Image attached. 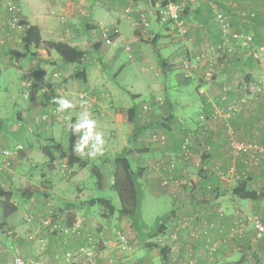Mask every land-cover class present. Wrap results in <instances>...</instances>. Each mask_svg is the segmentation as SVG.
Here are the masks:
<instances>
[{"label":"crops","instance_id":"1","mask_svg":"<svg viewBox=\"0 0 264 264\" xmlns=\"http://www.w3.org/2000/svg\"><path fill=\"white\" fill-rule=\"evenodd\" d=\"M6 1L18 2L20 5L19 16L31 25H37L43 39L41 45L34 47L27 55L24 54L25 48L21 40L24 29L11 31L9 33L10 38L7 39L6 43L0 44V72L5 68L16 65L22 75L19 78L24 89L22 92L27 100L22 101L16 96L18 99L16 103L18 117H29L35 110L40 111L46 107V101L39 93L37 85L40 84L38 81L43 79L48 71L52 69L51 66L55 61L60 59L55 49L48 46V41H65L85 50L84 47L88 44L91 45L92 38L98 36L100 30L107 28L110 32L115 33L113 37L115 45H120L118 48L123 47L125 49V46L129 43L132 44L140 39L145 31V28H142L135 19L127 25L128 29L135 26V29H132L133 34L128 36L121 30L124 19L121 17V13L118 15V11L122 3H129L131 0H5V3L0 5V26H2L5 19L14 13ZM162 1L164 0H136L135 9L147 8L149 11H153ZM169 1L185 4L183 18L188 31L186 35H178L182 37L181 39L176 36L177 34L172 35L173 31L169 29L171 27L165 30V25V28L161 26L166 23L156 22L154 27L149 28V31L152 30L150 37H152V41H155L153 43L154 49L160 51L163 48L165 53H171L172 49H167L172 48L181 40V42H185L188 58L195 60L201 56V59L204 58L205 62L201 63L202 65L193 72L192 78L188 80L182 77L181 60H179L178 65L181 69V75H178L177 72L172 73L177 67L174 65L177 58L175 56L166 58L162 55L163 57L160 56L156 60L149 57V64L155 70L157 76H168L171 73L170 77L173 78L176 75L178 83L184 84L195 81L197 89L204 87L206 91L204 94H199L196 89L195 94L190 96L189 92L188 97L185 96L184 99L179 101L174 94L166 95L167 85L165 82L160 81L159 85V81H157L158 83L155 86L154 81L149 78V117L147 119L146 116L142 117L144 113L142 108L147 101L141 104L137 101L130 103L127 100L128 98L125 97L124 103H122L118 101L117 94L112 120L115 127H117L116 132L118 134L123 133L129 127V135L121 139L122 134H120V139L115 142L116 145L121 142L126 150L127 148H136V145H138V148L143 151V154L137 155L136 153L130 156L131 161L135 162V164L133 163L135 169L138 166L144 168L140 177L142 196L144 188H148L149 192L157 198L166 195L170 200V210L166 211L163 216L157 217L156 224H150L151 226H149V222L143 218L141 203L139 225L137 227L128 216L120 214L117 217H115V214L105 216L100 206L97 204L91 205L88 203L90 199L81 197L82 192L79 194L72 193L69 196V208L72 207L75 221L84 219V225L88 231H91L100 239L101 257L97 264H119L124 260L136 261L139 264H187L186 254L192 249L198 264H209L211 262L215 264H251L252 254L260 257L258 264H264V243L261 249L249 248V240L254 237V233L250 232V228L254 224H251L248 220L251 215L257 213L264 222V197L253 201L239 198L233 194V189L239 183L238 178L240 180L247 179L248 189L257 190L258 192L263 190L264 176L259 164L264 163V155L260 156L257 164L248 167L245 163L246 154L236 157L231 153L228 145L229 127L234 128L238 139L264 144V93L250 95L249 92L250 84L258 76H263L264 70L259 66L261 65L259 60L247 52L248 54L242 53L235 58L231 56L225 59L221 69L216 70V73L210 79L208 77L210 72L207 71L208 65L210 66L215 62L213 57L216 56L213 51H211L213 54H210L209 49L213 48L212 43L216 38L219 41L221 39L220 30L215 24L213 15L215 14V7L230 15L234 32L238 34H258L256 39L261 43L264 42V27L261 24L262 19H264L261 4L264 5V0H214L215 4L211 0L199 1L195 4L190 3L189 0ZM147 3H149V6ZM251 12L255 14H251ZM252 15L255 16L252 17ZM257 15H259L258 19ZM209 18L211 20L207 23ZM56 19H60V24L56 22ZM2 34L6 36L7 31L1 29L0 36ZM233 43H235L237 49H240L239 42L234 41ZM257 46L264 48L262 43H257ZM31 53H34V55H31ZM139 56L143 59L146 58V55L141 51ZM74 65L76 64L65 67V74L72 72ZM86 70L87 82L85 83L87 84L90 81L91 71L88 70V67ZM232 84L234 85L232 86ZM226 85H230L232 88L227 89L225 88ZM180 87L186 88V86ZM232 89L233 91H231ZM133 96L136 97L137 94L133 93ZM238 96L241 98L247 96L243 103L242 113L230 118L220 117L202 123L200 116L204 112L212 111L217 105V100L221 101L220 104H224L223 106L226 107L227 104L232 103V99L239 100ZM23 102L25 103L23 104ZM130 109H132V121L130 120ZM123 111H125V114H122ZM136 128H139L140 134H137ZM148 130L151 133L157 132L159 136L153 138L149 135V140H146V131ZM10 131L17 138L21 139L25 136L21 134L22 132L20 133V129ZM77 134L78 143L81 141L83 133L77 131ZM0 135L1 147H8L21 142L16 141L14 143L13 137H10L11 135L8 133ZM186 139L189 141V154L187 155L184 154L183 148ZM91 142L92 139L84 146L83 151H76L78 155L84 157L87 161L92 158L90 155ZM133 145L136 147H133ZM38 147L39 141L29 138L26 139L22 152L29 158V156L31 157L37 153ZM103 147L106 149L103 150L107 151V145L105 144ZM239 157L243 161L239 160L237 164L239 169H242L240 172L236 167V159ZM188 158H190L189 161L186 160ZM13 172L9 173L12 180H14L15 175V172ZM235 176L236 178H234ZM179 178L188 181L186 184H180ZM236 179L238 181H235ZM47 180L52 182L47 190L40 192V190L32 189L31 195L25 199L26 208L30 207L32 210L39 211L38 215L50 210L52 207L50 206L52 204L51 198H53V193L58 188L51 178ZM165 180H168V182L165 183ZM142 181L145 182V185H142ZM23 183H26L25 177ZM66 202L65 200L61 201V206L66 205ZM220 210L225 213L222 220L225 224L227 223L225 225L226 231L232 224L241 222L239 220L246 223V229L241 235V241L236 240L238 237H234L233 240L221 243V248L215 259L211 260L208 256H205V247L202 242L194 239L191 235L192 232L202 227L203 219L217 221ZM12 215L6 219V224H0V242L10 243L16 234H21L23 237L19 241L23 255L43 258L49 264H52L55 251L67 248L62 244L61 237H56L52 233H49L48 237L45 235L48 233V228L44 230L43 234L48 239L47 249H43L37 241L27 240L26 235L29 232L34 230L42 232L39 229L42 227H40V221H37L35 225H24L17 220L11 221L10 217ZM182 217L191 219L189 228L180 240L182 257L176 258L175 255H172L173 257L170 256L164 260L160 249L157 246L152 249L149 242L153 241L165 246V241H167L164 236L165 233L171 231L174 221ZM128 218L130 219L128 220ZM160 222L164 225V232H159L155 236L151 235L157 230ZM123 230L127 232L130 239L128 244L120 242L118 239V233ZM215 234L219 236L216 231ZM6 235L8 240L4 238ZM79 241L80 238L78 237L70 238V246L78 244ZM242 242L244 246L239 245ZM8 254L11 253L6 250L0 252V264L10 263Z\"/></svg>","mask_w":264,"mask_h":264},{"label":"rangeland","instance_id":"2","mask_svg":"<svg viewBox=\"0 0 264 264\" xmlns=\"http://www.w3.org/2000/svg\"><path fill=\"white\" fill-rule=\"evenodd\" d=\"M211 1L215 4L214 0ZM135 3L136 0H131V2L129 3L125 2L120 5V10L118 11V15L121 13V17L124 19L122 21L123 25H121V30L128 36L129 34L130 35L133 34L132 29L135 26H132V28L129 27L130 29L129 30L127 25L129 22H131V20L135 19V21H138V24L142 28L143 27L145 28L144 34H142L141 38L136 40V42H133L132 44L129 43L128 45H126L125 49L123 47L118 48V46L120 45H115L114 41L112 44H107L102 37L101 34L102 30H100L98 36L92 38V41H90L91 45L88 44L86 47H84L85 51L89 56V61L87 63L88 70L91 71L89 83L86 84L85 82L82 81V79L74 78V74L76 73L75 70L77 68L74 70V72H68L67 74H65V76L63 75L64 76L63 80L60 81L61 82L59 84L61 88L60 91H62V93L65 95L67 94L66 95L67 97L73 98L75 101L73 105L74 107L67 110V113L64 117L59 116L57 118L58 120H55L50 123L49 122L43 123L41 121H37V118L40 116L41 110L40 111L35 110L31 116L26 118L21 117L22 118L21 119L20 117H18L16 115V110L18 108L16 104L18 102L17 101L18 99L16 98V96H18L19 99H21L22 101L27 100L24 93L22 92L24 89L21 84L22 82H20V78H19V76H22L21 72L16 68V65H12L8 68H5L3 69L2 72H0V126L2 123L6 126L5 127V129L7 130L6 134L8 133L9 135H11L10 137H13L14 143L16 141H21L19 143H21L24 147L26 144V139L32 138L36 141H39L38 148L40 149L36 151L37 153L35 155L31 157L29 156V158H27L24 152H21L22 154L20 153V155L13 157L11 166H12V171L15 172V173L13 172L15 174L14 180L11 179L10 177L11 175L7 170L0 173V180L1 182L4 183V185L7 188H10L14 191V201L19 205V209L15 213H13V215L10 217V220L11 221L17 220L21 224L26 225L27 223L24 219L25 213L34 212L35 222L32 225H35L37 221H40L41 224L40 227L41 226L42 227L39 229H41L42 232H40V230L39 232H36L34 230L29 232L26 236H28L31 233L37 235L35 241L40 243L43 249H47L46 248L48 245L47 237L48 234L51 233L46 223L47 222L46 220L48 219L51 210L44 211L42 215H38L39 211L37 212V210L34 209L32 210L30 207L26 208L25 199L28 197L29 193L33 191L32 189L36 191L40 190V192L47 190L50 183H52L47 179L51 178L52 181H54L58 186L57 191L53 193V198H51L52 204H50V206H52L51 207L52 211L57 210V212H61L62 210L63 212L67 213L68 216L71 215L73 211H72V207L69 208L70 207L69 196L72 193L79 194L80 192H82L81 193L82 198L92 199L94 197H107L110 198L113 201V203L117 205V207L120 206V199L114 187V174H115L114 159L116 155L121 153L125 148H123L124 144H122L121 142H119L118 145H116L115 142L118 141V139H120V134H122L121 139L129 135V130H128L129 127L126 130H124L123 133L118 134L116 132L117 127H115V124L112 120L114 115L113 109L114 107H116L115 106V101H116L115 99L117 97L116 95L118 94L119 98L117 99L122 103H124V99L125 97H127L128 98L127 100L130 103L137 101L139 104H141L142 102L147 101L145 104L149 106L150 103L149 78L150 80L154 81L155 86L158 83L157 81H159V85H160V81L165 82V84L167 85V89L165 91L166 95L174 94L179 99V101L180 99L181 100L184 99V97L187 96L189 92H190L189 94L190 96L196 93L197 83L195 81L187 82L184 84L178 83L176 75H174L173 78L170 77L171 73H169L168 76L166 75L157 76L155 70L149 64V57H152L153 59L156 60L158 57L162 55L166 58H170V57L172 58L175 56L177 58L175 60L174 65L177 67L172 71V73L175 74L177 72L178 75H181L180 74L181 69L178 66L179 60H181V68H182L181 73H183L182 63H183V59L187 57L186 46L184 44L185 42H181L180 40V42L172 46V48L167 49V50L172 49L171 53H165L163 48H161L160 51L156 50L154 49L153 46V43H155V41H152V37H150L152 30L149 31V28L151 26L154 27L156 22H161V23H166L161 25L162 27H164L165 25L166 27V28L164 27L165 30L171 27L169 29L173 31L172 34L173 36H175L176 34H177L176 36H178L179 34L186 35L188 31V27L186 25V22L184 21L183 18L184 15L182 16V20L184 22V29H186V31H183L182 28L177 26L174 22H163L161 19H157L158 17L155 14H153L150 17L149 26H145L143 24V17L141 14L142 13L149 14V9L142 8L141 10H136ZM147 4L149 6V3ZM261 7H262L261 11L264 12V5L261 4ZM101 9L103 8L101 7ZM251 11L253 12L254 10ZM252 12L251 14H255ZM210 20L211 18L208 19L207 23H209ZM56 22L60 24V19L59 20L56 19ZM241 34H245V33H241ZM248 34L252 36V33H248ZM178 37L182 39V37L180 36ZM236 41L240 43L239 44L240 49H237L236 48L237 46L233 45L236 48L235 53L226 52V54H224L221 51V49H218V44H219L218 42H220L218 38L214 40V42L212 43V46L213 45L214 46L212 49H209V52L210 54L214 53L216 56L213 57L215 62L210 64V66L208 65L207 71L210 72V74L208 75L209 79L210 77L211 78L213 77L214 73H216V70L218 71L221 69V67L225 63V59L231 56L235 58L238 55H241L242 53L243 54L251 53L252 55H254V57H256L255 56L256 54L258 56L256 58L259 59V63L261 64L259 66L261 67L262 70H264V48H260L257 45L252 46V44L250 43L246 45L243 43L242 39H236ZM140 51L146 55V58L144 59L140 58L141 57L139 56ZM211 51H213V53ZM141 60H143L144 62H142ZM203 62H204V58L200 62L198 67H200L202 65L201 63ZM55 67L56 65H52L51 70H54ZM198 67L196 69H198ZM182 77L185 78L183 74ZM185 79L188 80L190 78H185ZM233 85L234 84H232V86ZM180 86H186V88H182ZM229 87L231 86L226 85L225 88L230 89ZM86 91L88 92L87 96L85 98H80L79 93ZM231 91H233V89ZM249 92L250 95H258L260 93L262 94L264 93V75L258 76V78L250 84ZM133 93H136L137 96L136 97L133 96ZM238 98L240 99L239 100L232 99L233 101L231 103L232 105L237 106L238 110H234L232 115H230L227 118L242 113L243 103L245 102L247 96L245 98L244 97L241 98L240 96H238ZM24 103L25 102H23V104ZM220 103L222 102L221 101L219 102V100H217V105L215 107L227 108L229 105H231V104H227V106L225 107L223 106L224 104H220ZM142 110L144 111L142 117L146 116L147 119L149 117L150 109L147 110L145 107H143ZM84 112L91 113V118L96 121L95 131L100 132L102 134V137L104 139L103 146L105 144L107 145V151H104L106 149H104V147L102 146L99 152H97L94 156L91 155L92 158H89L88 165L85 168L80 167L78 165L71 167L68 164L67 159L63 158L61 153L62 151H65L68 147L69 129L71 128L72 121L74 120V124H75L78 118L83 116ZM210 112L208 113L204 112V114L207 115ZM122 114H125V111H123ZM200 120H201V116H200ZM213 120L216 119H210V121ZM19 129L21 130L20 133L22 132L21 134L25 135L23 138L21 137V139L17 138L13 134V132L10 131V130L17 131ZM136 129H137V134H140L139 133L140 131H138L139 128ZM79 132L82 134L83 130ZM1 133H3V130L0 129V134ZM153 133H156L158 135L157 132L151 133L149 132V130L146 131V140H149V135L152 137ZM93 144H94V140L92 139V142L90 144L91 148L89 146V148L91 149V153H94L96 151L95 148L93 147ZM16 145H9L8 147H1V148L13 149L15 148ZM136 146L133 145V147L136 148H131V149L127 148V152L130 154V156L136 153L137 155L143 154L142 149H139L138 145ZM46 149H48L52 153V159H49V157L44 153ZM137 160L140 162L139 159ZM186 160L189 161L190 158ZM236 160H237L236 167L240 172L242 169H239L237 164L239 163L238 162L239 160L242 161L241 157L237 158ZM133 163L135 164V162ZM94 164L98 165V167L101 169L102 173L104 174V181H103L104 185L102 188L98 187L97 178L92 173V167ZM259 167L262 168L263 176H264V163L259 164ZM74 168L75 170H73ZM138 168L140 167L138 166L137 169ZM51 172H52L51 174L52 176L50 175ZM237 176L241 177L240 175ZM24 177L26 180L25 184L23 183ZM234 178H236V176ZM182 179L183 178H179L180 184H186L188 180L187 179L182 180ZM238 180L240 179L238 178ZM238 180L236 179L235 181ZM139 182H140V178H139ZM141 183L142 185H145L144 181H142ZM262 185H263L262 189H264V181ZM143 193H144L143 194L144 197L142 201L143 218L147 220L149 222L148 223L149 226H151L150 224H154L155 222L157 223L156 221L157 217L163 216V214L166 211L170 210L171 204L169 198L166 195L157 198L151 192H149L148 188L147 189L144 188ZM64 200L67 201L66 205L61 206L60 202ZM118 214L119 213L116 212L115 217H117ZM255 215H257V213H255ZM255 215H251L248 218L251 224L252 223L254 224L253 217ZM139 218L140 216H138V219ZM129 219L130 218H128V220ZM3 220L4 219L2 217V209L0 208V222ZM239 221L242 222L243 220H239ZM84 222L85 220H83V224ZM240 224H243L245 230L246 223L243 221V223ZM225 225H227V223ZM47 228H48V233L45 234L47 236L45 237L43 234H44V230H47ZM120 232L126 233L127 235V232H124V230ZM250 232L252 234L254 233L255 235V226H251ZM19 235L23 237L21 234ZM55 236L61 237L60 239L63 240L62 244L64 246L68 247L70 245V238H72V236H69L67 238L64 237L63 235H55ZM117 236L119 239V234ZM236 237H238L236 240L241 241V236L236 235ZM4 238L8 240L7 235ZM231 239L233 240L234 238ZM129 240L130 239L128 235L125 242L119 239L120 242L126 244H128ZM152 242H149L150 243L149 245H151ZM249 242H250L249 245L250 249L252 247L256 249H261L264 243V239L257 240L254 237H252V239H250ZM2 244L4 245L5 248L14 247L16 244L19 245V247H21L20 241L16 238V236L12 238V242L10 243L5 242V244L4 243ZM239 245L244 246V243L242 242ZM151 248L154 249L155 246H151ZM57 251H63V250H57ZM11 254H8L9 261H11V257H13L11 256ZM33 257L37 258L36 256ZM37 259H39L40 263L49 264L43 258H37ZM124 261L133 262L136 264L138 263L136 261H129V260H124ZM259 261H260V257L253 256L252 254L251 264H255V263L258 264ZM209 264H215V263L211 262Z\"/></svg>","mask_w":264,"mask_h":264},{"label":"built area","instance_id":"3","mask_svg":"<svg viewBox=\"0 0 264 264\" xmlns=\"http://www.w3.org/2000/svg\"><path fill=\"white\" fill-rule=\"evenodd\" d=\"M199 1L205 2L210 0H189L190 3L195 4ZM5 3V0H0V5ZM6 3L13 9L14 13L3 21L1 29H5L7 31V35L3 34L0 36V44H5L7 39L10 38L9 33L13 30H21L25 28L23 24V20L19 16L20 5L18 2L9 1ZM185 10V4L176 1H168L167 3H159L157 8L153 11H149V14L142 13L143 24L145 26H149L150 17L155 14L159 19L163 22H174L177 26L184 29V22L182 20V14ZM147 17V19H146ZM148 20V21H147ZM215 21L222 31V40L218 44V49L227 50V52L235 53L236 48L233 46V39H242L244 44H251L252 36L249 34H238L233 31L230 17L219 8L215 7ZM102 37L107 44L113 43V38L111 37V32L107 28H103L101 31ZM256 57H258L255 54ZM203 59L198 57L196 60H192L191 58L186 57L183 59V75L185 78H191L193 76V71L198 67L200 62ZM205 62V60H204ZM60 72L55 71L52 76L58 77ZM48 81V83H47ZM39 84L42 85L41 91L46 92L47 90L54 89L55 86L52 82H49L47 75L43 77ZM199 93L204 94L205 89L203 87L199 88ZM86 92H80L79 97L85 98L87 96ZM67 95V94H66ZM65 94L60 91V88L54 89L51 95V104L52 107L43 111L40 116L37 118V121L45 122H53L58 120L59 116H65L67 110L58 111V104L54 102L55 98H63L67 99L74 105V99L67 97ZM144 107L148 110L149 106L144 105ZM234 110H238V107L235 105H229L227 108H214L212 112L209 114H202L201 121L202 123H206L210 121V119H218L220 117H229L232 115ZM153 138H157V134L153 133ZM186 143L184 144V154H189V141L186 139ZM228 145L231 153L238 157L241 155L247 156L245 161L248 167L257 164L260 156L264 155V144H260L257 142H250L238 139L236 136V131L234 128H228ZM23 150V145L18 144L15 148H0V173L7 170L12 172V158L17 156L20 151ZM186 150V151H185ZM168 180L165 181L167 183ZM50 214L48 219L46 220L47 226L49 227V231L56 235H63L64 237H78L80 241L76 245H72L64 249L63 251H57L53 255L52 264H97L101 257V248H100V239L96 237L94 233L88 231L83 224V220L71 222L70 218L65 212H57L52 211L50 208ZM225 216L224 211L220 210L219 218L217 221L212 220H202V227L192 232V237L196 240H200L202 245L205 247L204 253L205 256H208L209 259L213 260L216 257L217 252L219 251L221 243H226L231 238L236 237V235L241 236L244 230L243 223L238 222L232 224L228 230H225V222L222 220ZM24 219L28 225H32L35 222V214L34 212L25 213ZM254 226H255V235L254 238L257 240L264 239V222L262 221L259 215H255L253 217ZM191 219L187 217L178 218L173 223V228L171 231L165 233V245L170 247V254L175 255L176 258L182 257L181 244L180 240H182L183 234L187 231L190 226ZM215 231L219 233V236L215 234ZM119 239L123 242L126 241L127 235L126 233L119 232ZM16 238L20 240L21 236L16 234ZM37 235L29 234L26 236V239L29 241H35ZM169 240V241H168ZM6 250L12 253V258L9 264H45L40 263L39 259L33 256H24L19 245H15L11 248H5L4 245L0 242V251ZM187 263L188 264H198L197 259L194 257L193 249L190 250L188 254H186ZM111 262H113L111 260ZM119 264H136L128 261H121ZM138 264V263H137Z\"/></svg>","mask_w":264,"mask_h":264},{"label":"trees","instance_id":"4","mask_svg":"<svg viewBox=\"0 0 264 264\" xmlns=\"http://www.w3.org/2000/svg\"><path fill=\"white\" fill-rule=\"evenodd\" d=\"M168 1L169 0H164L162 1V3H167ZM183 14H185V12H183ZM213 15L215 19V14ZM259 15H257V19L259 18ZM254 16L255 15H252V17ZM262 20L263 22L261 24L264 27V19ZM22 22L25 25V28H24V32H23L21 40L25 48L24 54L27 55L28 53L32 51L34 47H38L39 45H41V43L43 42V39H42L40 28L37 25H31L27 23L26 21H22ZM215 24L216 26H218L216 21H215ZM231 24H232V21H231ZM218 28L220 30V36H221L220 42H221L222 31L219 26ZM114 36H115V33H112L111 37L113 38ZM257 36L258 34H254V35L252 34V40H251L252 46H254V44L257 45V43L264 44V42L260 43V41L256 39ZM234 41H236V39H233V42ZM47 44L49 47H52L55 49V51L58 53L59 58H60L59 59L60 61L56 60L55 63L53 64V65H56L55 69L49 70L47 74V78L49 82H52V84H54L55 86L54 89L60 88L59 86V84L61 83L60 81L63 80V77L65 76V73H64L65 67L71 64H76L74 65V69L72 72H74V70L77 68L75 70L76 73L74 74V78L82 79L83 82H87V70L86 69H87V63H88L87 61H89V57L85 50L77 48L73 46L72 44L65 42V41H48ZM221 51L224 54H226L227 52V50H221ZM32 54L34 55V53H31V55ZM256 59L259 60L258 58ZM55 71L60 72V75L58 77L52 76ZM41 80L42 79H40V81ZM37 86H38L40 95H42L46 101V107L41 110V113H43L44 110H47L52 107L50 100H51L52 91L54 89L47 90L46 92H42L41 91L42 85L40 84ZM130 120L132 121V109H130ZM73 125H74V120L72 121L71 128L69 129L68 147L65 151H62L61 155L63 156V158L67 159V162L71 167L75 165H78L80 167H86L88 165V161L84 157L78 155L75 150L78 134H77V131L73 130L72 128ZM5 127L6 126L2 123L0 126V129L3 130V133L1 134H6L7 130L5 129ZM18 144H21V143H18ZM22 151L23 150H21L20 153ZM20 153L18 155H20ZM45 153L49 157V159H52V153L48 149L45 150ZM114 165H115L114 187L120 199V206L117 207L113 203V201L107 197H95V198L88 200V203H90L91 205L97 204L98 206H100V208L104 211L105 216L113 215L116 212H118L122 216H128L132 219L134 225L138 227L139 225L138 216H139V212L141 209V203L143 200L139 178L142 176L144 169L134 168L133 162L130 159V154L127 152L126 149H124L121 153L116 155L114 159ZM92 173L97 178L98 187L102 188L104 185L103 183L104 174L102 173L98 165H95V164L93 165ZM233 194L242 199H251L253 201H256L264 197V189L260 192H258L257 190L248 189L247 179H242V180H239V183H237L236 187L233 189ZM29 195H31V192L29 193ZM0 208L2 209V217L4 219L0 223L1 225L6 224V219L19 209L18 203L14 201V191L10 188H7L4 185V183L1 182V180H0ZM68 217H70L71 222H75L74 212H72L71 215H69ZM163 227L164 225L162 224V222H160L157 230L154 231V233L151 235L155 236L159 232L160 233L164 232ZM151 246H157L160 249V253L162 257L164 258V260L171 256L169 246H166V245L163 246L161 243H152Z\"/></svg>","mask_w":264,"mask_h":264},{"label":"clouds","instance_id":"5","mask_svg":"<svg viewBox=\"0 0 264 264\" xmlns=\"http://www.w3.org/2000/svg\"><path fill=\"white\" fill-rule=\"evenodd\" d=\"M54 102L58 104V111H64L74 107L73 104L67 99L55 98ZM72 128L75 131L83 130L81 141L76 144L75 150L77 152L83 151L84 146L88 144L90 139L94 140L93 147L96 150L90 155L94 156L97 152L100 151L101 147L104 144V139L100 132L95 131L96 121L91 118V113L84 112L83 116L78 118L77 123L73 125Z\"/></svg>","mask_w":264,"mask_h":264}]
</instances>
